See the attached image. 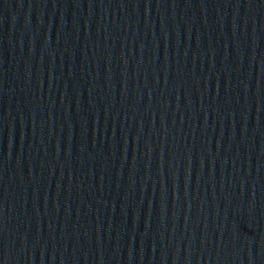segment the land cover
Here are the masks:
<instances>
[{"label":"water","instance_id":"water-1","mask_svg":"<svg viewBox=\"0 0 264 264\" xmlns=\"http://www.w3.org/2000/svg\"><path fill=\"white\" fill-rule=\"evenodd\" d=\"M0 264H264V0H0Z\"/></svg>","mask_w":264,"mask_h":264}]
</instances>
